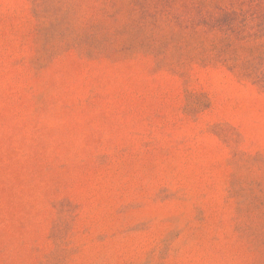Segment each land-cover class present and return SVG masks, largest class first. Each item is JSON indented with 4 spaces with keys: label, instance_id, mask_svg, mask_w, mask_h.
Instances as JSON below:
<instances>
[{
    "label": "rangeland",
    "instance_id": "rangeland-1",
    "mask_svg": "<svg viewBox=\"0 0 264 264\" xmlns=\"http://www.w3.org/2000/svg\"><path fill=\"white\" fill-rule=\"evenodd\" d=\"M0 264H264V0H0Z\"/></svg>",
    "mask_w": 264,
    "mask_h": 264
}]
</instances>
